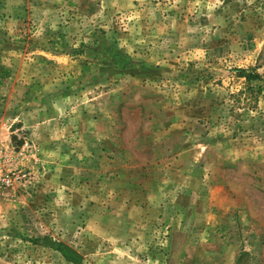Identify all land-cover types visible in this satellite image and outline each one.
Returning a JSON list of instances; mask_svg holds the SVG:
<instances>
[{"label": "rangeland", "instance_id": "1", "mask_svg": "<svg viewBox=\"0 0 264 264\" xmlns=\"http://www.w3.org/2000/svg\"><path fill=\"white\" fill-rule=\"evenodd\" d=\"M0 264H264V0H0Z\"/></svg>", "mask_w": 264, "mask_h": 264}, {"label": "trees", "instance_id": "2", "mask_svg": "<svg viewBox=\"0 0 264 264\" xmlns=\"http://www.w3.org/2000/svg\"><path fill=\"white\" fill-rule=\"evenodd\" d=\"M238 73H239L240 77H242L245 80L246 83L260 79V75L258 73H256L253 68L238 69ZM57 249L59 251H62V249H60V248H57ZM66 252L67 251H65L64 254H66Z\"/></svg>", "mask_w": 264, "mask_h": 264}]
</instances>
